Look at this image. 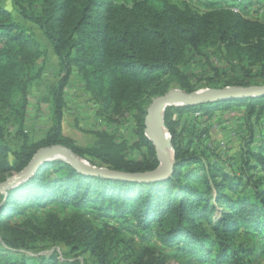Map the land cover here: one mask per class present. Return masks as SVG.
I'll return each instance as SVG.
<instances>
[{
    "label": "trees",
    "instance_id": "obj_1",
    "mask_svg": "<svg viewBox=\"0 0 264 264\" xmlns=\"http://www.w3.org/2000/svg\"><path fill=\"white\" fill-rule=\"evenodd\" d=\"M22 21L0 5V118L10 111L22 143L10 152L3 142L0 127V182L19 173L41 148L61 145L71 149L91 166L123 172H145L158 166L153 146L143 135L145 111L151 100L177 87L194 91L186 83L181 66L189 54L202 55L204 49L217 46L241 65L243 78L209 88L264 85L251 76L260 67L264 79V23L249 20L228 8L204 13L190 7H178L170 0H10ZM26 24L36 26L51 46L61 78L51 90V123L45 135L28 145L24 133L29 86L37 78L35 62L43 56L40 43ZM72 69L82 74L85 89L112 111L134 109L137 133L147 147L149 157L141 162L124 158L123 146L104 133L82 148L63 135L64 102ZM260 78V77H259ZM226 106L245 107V120L260 121V141L255 151L245 150L246 171L249 159H256L253 169L264 172V96L239 101L179 107L176 111L211 112ZM168 108H166L167 110ZM173 146L174 166L170 177L146 184L113 181L79 174L63 161L43 163L37 172L20 185L0 193L1 241L0 264H79L50 256L27 255L38 243H60L71 252L89 254L96 264H110L104 251L108 235L81 219L61 221L49 214L39 223L32 218L11 225L27 210L51 205L72 206L77 211L93 207L100 214L131 218L146 230L159 225L158 238L186 264H251L249 254L256 249L233 246L240 229L259 237L264 251V182L253 180L245 172L249 193L241 188L240 177L227 174L204 155L198 156L182 146L165 119ZM252 143V134L248 138ZM182 149V150H181ZM12 155L13 162L8 158ZM206 224L208 233H205ZM105 233V234H104ZM167 256H157L149 264H165ZM132 264H142L140 258ZM185 264V263H184Z\"/></svg>",
    "mask_w": 264,
    "mask_h": 264
},
{
    "label": "rangeland",
    "instance_id": "obj_2",
    "mask_svg": "<svg viewBox=\"0 0 264 264\" xmlns=\"http://www.w3.org/2000/svg\"><path fill=\"white\" fill-rule=\"evenodd\" d=\"M170 2L181 8L190 7L192 11L198 13L226 7L249 20L264 23V0H170ZM0 5L9 10L14 19L22 21L10 0H0ZM26 27L43 50V56L35 62L33 67V74H36L37 78L29 86L27 92L24 133L27 135L28 145H33L45 135L50 127L51 90L62 74L50 44L39 29L31 24H26ZM240 67L241 65L229 59L222 49L212 46L204 49L202 55L189 54L180 70L186 75L188 86L196 92L210 89L207 87L209 82L220 86L236 78H243ZM261 70L260 67H255L251 72V76L258 78L260 82L264 80L260 76ZM180 84L183 82L174 89L184 91L180 88ZM63 102V135L71 138L78 146L89 148L95 144V134L104 133L115 143L123 146L122 154L125 159L141 162L149 157L147 147L138 137L137 112L134 109L112 111L110 107L105 108V103L101 99L85 89L83 76L76 69H72L68 84L63 91ZM177 108L179 107L165 109L162 120L167 131L169 128L165 125V119L171 122L170 128L177 134L182 146L187 144L191 153L198 156L204 155L211 164H217L227 174L240 177L245 182L241 185L244 193L250 192V187L244 186L246 184L245 172L253 174V180L261 179L264 182L263 170L253 169L258 162L256 159H249L248 164L252 169L246 171L247 158L244 151H255L261 137L260 121L258 122L254 116L250 121L252 129L250 131L249 123L247 124L245 120V107L220 106L211 112L188 111L183 113L176 111ZM0 127L4 144L10 152L17 150L22 143V138L16 133L14 115L10 111L2 114ZM251 134L252 143L249 145L248 138ZM8 160L10 163L13 162L12 155H9ZM49 214H54L61 221H70L73 224L77 222V219H81L90 226L108 233L103 237L104 251L108 254L110 264H132L139 258L142 264H149L154 257L159 255L167 256L168 261L165 264L190 262L189 259L178 256L173 249L158 238L161 230L159 225H152L144 230L129 217L114 218L113 215L100 214L93 207H84L77 211L72 206L51 205L46 208L27 210L24 215L15 218L11 225H18L27 218L41 223ZM206 226V224L203 226L204 232L208 233ZM36 246L37 250L27 251V255L40 254L47 257L55 254L60 261L77 260L79 264H96V260L89 254L79 255L71 252L60 243H38ZM233 246L243 249L254 247L256 251L254 254H249L246 260L251 264H264V251L261 252L259 237H254L240 229L233 241ZM0 248H7L2 243L1 237ZM212 255L213 252L209 253L207 258L209 261L202 264H213ZM193 264L200 263L194 262Z\"/></svg>",
    "mask_w": 264,
    "mask_h": 264
},
{
    "label": "water",
    "instance_id": "obj_3",
    "mask_svg": "<svg viewBox=\"0 0 264 264\" xmlns=\"http://www.w3.org/2000/svg\"><path fill=\"white\" fill-rule=\"evenodd\" d=\"M261 96H264V85L210 88L191 93L172 89L164 95L152 99L145 111L143 135L153 146L155 158L158 162V166L154 170L131 173L108 168H97L77 156L71 149L61 145H52L39 149L23 170L0 182V193H5L6 190L14 188L28 180L37 172L41 164L53 161L68 163L79 174L113 181L146 184L166 180L172 174L174 159L170 135L162 120L163 112L160 116L156 114L159 107L175 102H182L183 107L199 106ZM166 136L169 138L168 141L165 140ZM169 152H171V157L168 154Z\"/></svg>",
    "mask_w": 264,
    "mask_h": 264
},
{
    "label": "bare ground",
    "instance_id": "obj_4",
    "mask_svg": "<svg viewBox=\"0 0 264 264\" xmlns=\"http://www.w3.org/2000/svg\"><path fill=\"white\" fill-rule=\"evenodd\" d=\"M168 107H183V103L182 102H175V103H170V104H166V105H162L161 107H159L158 111H157V116H160L162 114V112L168 108ZM165 140L168 141L169 138L166 136ZM169 156L171 157V152L168 153Z\"/></svg>",
    "mask_w": 264,
    "mask_h": 264
}]
</instances>
